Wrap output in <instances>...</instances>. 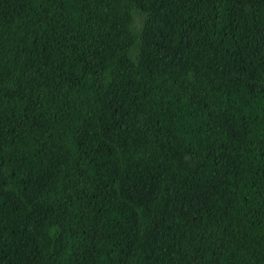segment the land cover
<instances>
[{"label": "trees", "instance_id": "1", "mask_svg": "<svg viewBox=\"0 0 264 264\" xmlns=\"http://www.w3.org/2000/svg\"><path fill=\"white\" fill-rule=\"evenodd\" d=\"M0 264H264V0H0Z\"/></svg>", "mask_w": 264, "mask_h": 264}]
</instances>
